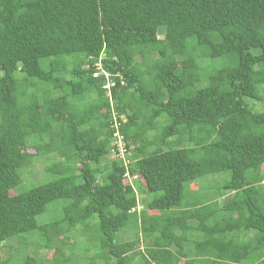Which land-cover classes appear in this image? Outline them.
<instances>
[{"label": "trees", "instance_id": "obj_1", "mask_svg": "<svg viewBox=\"0 0 264 264\" xmlns=\"http://www.w3.org/2000/svg\"><path fill=\"white\" fill-rule=\"evenodd\" d=\"M219 173L221 208L182 204ZM24 237L51 258L0 264H264V0H0V246Z\"/></svg>", "mask_w": 264, "mask_h": 264}, {"label": "rangeland", "instance_id": "obj_2", "mask_svg": "<svg viewBox=\"0 0 264 264\" xmlns=\"http://www.w3.org/2000/svg\"><path fill=\"white\" fill-rule=\"evenodd\" d=\"M159 38H162V35H159ZM225 63L224 58L219 59H210V60H200L198 62L199 66L201 67L200 70L204 71V73L209 72L210 70H215L221 68ZM110 84L107 85L106 88H109ZM251 105L252 102L248 101V105ZM260 106H262L259 103H254V108L257 110H260ZM119 145H117L118 148ZM124 150L121 149L119 155L117 157L119 158H125L126 153ZM127 162V161H126ZM44 163H41L38 165L35 163V167L28 166L25 169L21 171V183L18 187H16L13 190L14 194L25 192L35 186H38L40 184L46 183L50 180H52V176L50 173L43 172L41 173L38 170L44 169ZM43 165V166H42ZM37 168V169H36ZM229 180V173H219V174H208L207 176L200 178L196 180L195 182H191L186 185L185 189V195L184 199L182 200V204L185 206L190 205V202H201L204 204H209L213 202H217V205L219 208L222 207V202L225 200L226 196L223 198H220V189L223 184H225ZM137 196H138V205L140 208H143L147 200V196H143L140 194V192L137 190ZM155 195H149V198L151 199ZM63 202H52L48 205L47 210L44 214L39 216L38 222L39 224L47 223L52 220H55L59 217V210L62 207ZM151 213V212H149ZM128 228V227H127ZM130 230L134 229V226L129 227ZM126 230V229H124ZM36 232H33L31 234H35ZM29 235V234H28ZM26 236V235H25ZM83 239V238H82ZM81 240V237H69L66 242L68 243V246L71 244H74L76 242H79ZM70 244V245H69ZM25 246V252L31 256H35V253L37 251L35 250V240L24 237L21 238L20 244L17 241H8L6 243H3L0 246V256L2 259H9L11 256H14L12 252L14 249L21 248L22 246ZM12 246V248H11ZM143 245L139 246V249H144ZM53 251L51 250H39L38 255L39 257L45 258V260H49L52 256Z\"/></svg>", "mask_w": 264, "mask_h": 264}, {"label": "built area", "instance_id": "obj_3", "mask_svg": "<svg viewBox=\"0 0 264 264\" xmlns=\"http://www.w3.org/2000/svg\"><path fill=\"white\" fill-rule=\"evenodd\" d=\"M105 77L107 78V75L105 74ZM116 138H117V141H118V143L117 144H119V146H118V152L120 153V150L121 149H123L124 150V147H123V145H122V143H121V138L120 137H118V136H116ZM124 152V151H123Z\"/></svg>", "mask_w": 264, "mask_h": 264}, {"label": "clouds", "instance_id": "obj_4", "mask_svg": "<svg viewBox=\"0 0 264 264\" xmlns=\"http://www.w3.org/2000/svg\"><path fill=\"white\" fill-rule=\"evenodd\" d=\"M121 141V143H122V145H123V147H124V143H123V141H122V139L120 140ZM116 142L118 143V141L116 140ZM117 145H119V144H117ZM124 151H125V149H124ZM126 162V161H125ZM124 178H128V179H130V177L128 176V175H125V177Z\"/></svg>", "mask_w": 264, "mask_h": 264}]
</instances>
